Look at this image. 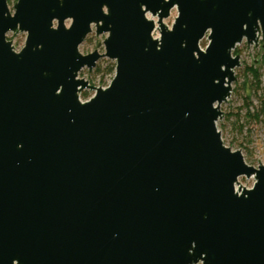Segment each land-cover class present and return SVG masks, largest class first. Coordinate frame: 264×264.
<instances>
[{"label":"water","instance_id":"95a60500","mask_svg":"<svg viewBox=\"0 0 264 264\" xmlns=\"http://www.w3.org/2000/svg\"><path fill=\"white\" fill-rule=\"evenodd\" d=\"M260 38L264 0H0V264H264V166L217 128Z\"/></svg>","mask_w":264,"mask_h":264},{"label":"rangeland","instance_id":"374dc122","mask_svg":"<svg viewBox=\"0 0 264 264\" xmlns=\"http://www.w3.org/2000/svg\"><path fill=\"white\" fill-rule=\"evenodd\" d=\"M17 0H8L11 13ZM177 17V11L173 10L171 17L164 21V24L171 28ZM148 18L153 19L151 16ZM157 22V19H154ZM69 26L70 22L66 23ZM9 33L7 40L11 41L17 51H20L26 42L27 35L19 33L15 35ZM107 34L97 36L95 27L84 43L80 46L79 51L86 56L97 51L100 55L105 53L104 41ZM155 37L159 36L155 32ZM209 41L204 39L200 46L205 49ZM264 46L260 38L258 45L249 46L246 40L236 47L233 56L240 57V66L234 70L235 81L231 85V94L227 101L220 106L223 117L218 120L217 128L221 133L224 145L233 151H240L247 165L258 168L264 166ZM264 49V48H263ZM115 61L102 58L97 62L96 68L90 72L83 69L78 78L88 81L91 86L106 88L109 86L113 77L105 75L106 70L114 65ZM100 69V72H97ZM258 72L259 78L255 77ZM87 95V98L84 95ZM94 92L84 91L80 94L82 102L92 98ZM256 183L254 177L247 179L241 177L237 189H252Z\"/></svg>","mask_w":264,"mask_h":264},{"label":"trees","instance_id":"16d2710c","mask_svg":"<svg viewBox=\"0 0 264 264\" xmlns=\"http://www.w3.org/2000/svg\"><path fill=\"white\" fill-rule=\"evenodd\" d=\"M115 68H116V64L111 65V66L106 70L105 75H107V76H111V77H114V75H115ZM97 72L99 73V72H100V69H97ZM254 76L257 77V78H259V76H258V72H257V71L255 72V75H254ZM84 97L87 98V95L85 94Z\"/></svg>","mask_w":264,"mask_h":264},{"label":"flooded vegetation","instance_id":"af4514ba","mask_svg":"<svg viewBox=\"0 0 264 264\" xmlns=\"http://www.w3.org/2000/svg\"><path fill=\"white\" fill-rule=\"evenodd\" d=\"M16 49V48H15ZM17 51V50H16ZM19 52V51H18Z\"/></svg>","mask_w":264,"mask_h":264},{"label":"built area","instance_id":"2783aa9c","mask_svg":"<svg viewBox=\"0 0 264 264\" xmlns=\"http://www.w3.org/2000/svg\"><path fill=\"white\" fill-rule=\"evenodd\" d=\"M155 21V20H154ZM156 22V21H155Z\"/></svg>","mask_w":264,"mask_h":264}]
</instances>
